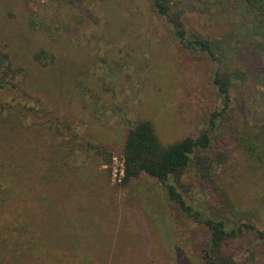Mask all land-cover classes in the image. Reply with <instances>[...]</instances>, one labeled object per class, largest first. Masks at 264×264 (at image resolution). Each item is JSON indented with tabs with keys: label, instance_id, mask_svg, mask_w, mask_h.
<instances>
[{
	"label": "rangeland",
	"instance_id": "obj_1",
	"mask_svg": "<svg viewBox=\"0 0 264 264\" xmlns=\"http://www.w3.org/2000/svg\"><path fill=\"white\" fill-rule=\"evenodd\" d=\"M176 1L189 37L226 38L230 0ZM42 49L54 60H36ZM217 69L207 52L181 44L150 0H0V78L9 84L0 91V239L18 215L38 236L7 264H204L207 227L155 179L122 187L112 169L139 120H151L164 145L209 129L223 107ZM262 97L253 81L232 89L234 126L261 122ZM218 124L199 155L218 163L214 179L238 217L195 168L180 191L205 218L264 231V176ZM230 249L239 263L264 264L254 232Z\"/></svg>",
	"mask_w": 264,
	"mask_h": 264
},
{
	"label": "trees",
	"instance_id": "obj_2",
	"mask_svg": "<svg viewBox=\"0 0 264 264\" xmlns=\"http://www.w3.org/2000/svg\"><path fill=\"white\" fill-rule=\"evenodd\" d=\"M150 2L158 14L174 26L176 37L185 48L207 52L217 61L214 84L222 98L223 107L212 114L210 128L198 137H186L169 145L161 142L151 120L137 121L127 130L123 142L125 176L120 185L126 187L142 176L155 179L166 189L169 199L184 216L194 219L209 230V240L202 249L204 264H247L237 262L230 244L241 235L254 232L264 245V231L259 230L256 224L243 223L237 218H205L199 210L187 203L180 190L184 176L191 168H195L204 181L212 183L215 192L221 197V204L238 217L237 206L228 189L214 179V169L218 163L199 155V152L210 148L212 133L219 127V120L227 123L225 126L231 131L237 146L255 163L256 171L264 176V117L260 123L249 125L245 122L239 127L234 126L232 114L229 117L227 115L229 110L233 111L232 89L248 85L250 81L257 83L264 101V0H230L232 13L229 15L232 19L228 22L226 38L215 41L197 34L189 37L182 16L173 11L180 5L176 0ZM24 4L23 7L28 13L32 16L37 14L26 6V2ZM37 21L31 19L29 25L33 29L38 26L44 28L45 25ZM49 58L54 60L45 49L35 55V59L41 62ZM234 58L237 64H234ZM7 85V81L0 78V91ZM99 152L104 153L101 149ZM110 155L109 153L107 158L108 164L111 162ZM258 212H255L256 216L261 214ZM37 239L35 229L27 221L20 215L14 217L0 239V264H7L15 259L22 248L35 246Z\"/></svg>",
	"mask_w": 264,
	"mask_h": 264
},
{
	"label": "built area",
	"instance_id": "obj_3",
	"mask_svg": "<svg viewBox=\"0 0 264 264\" xmlns=\"http://www.w3.org/2000/svg\"><path fill=\"white\" fill-rule=\"evenodd\" d=\"M113 169H112V180L115 184H121L125 176V165L123 157L119 159L118 157L113 158Z\"/></svg>",
	"mask_w": 264,
	"mask_h": 264
}]
</instances>
